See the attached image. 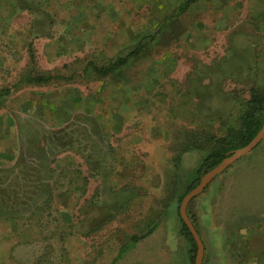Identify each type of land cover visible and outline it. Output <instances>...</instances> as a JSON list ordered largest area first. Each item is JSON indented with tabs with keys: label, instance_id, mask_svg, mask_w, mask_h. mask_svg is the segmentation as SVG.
<instances>
[{
	"label": "rangeland",
	"instance_id": "obj_1",
	"mask_svg": "<svg viewBox=\"0 0 264 264\" xmlns=\"http://www.w3.org/2000/svg\"><path fill=\"white\" fill-rule=\"evenodd\" d=\"M7 1L0 90L11 93L0 107V152L24 159L0 176V264H192L182 199L264 89V0H198L178 17L185 0H85L78 9L79 0H40L35 15H7ZM42 11L58 19L50 36L48 24H35ZM164 23L110 76L89 69L127 55ZM49 74L47 84L25 81ZM259 212L264 141L189 205L202 264L223 263L221 245L227 264H252L246 245Z\"/></svg>",
	"mask_w": 264,
	"mask_h": 264
},
{
	"label": "trees",
	"instance_id": "obj_2",
	"mask_svg": "<svg viewBox=\"0 0 264 264\" xmlns=\"http://www.w3.org/2000/svg\"><path fill=\"white\" fill-rule=\"evenodd\" d=\"M24 6L25 9H29L31 11H34L37 13L39 11L38 7L32 6L28 0H19ZM198 0H185L182 5L179 7L177 17L184 14L188 9L196 3ZM84 9H86L84 7ZM42 20H35V24H40L39 26H47L48 29H51L56 25L53 16L49 12H44ZM85 13L84 11H81L80 16H77L75 20L78 18L79 23L82 22V16ZM82 14V15H81ZM48 30L47 34L45 36H50V32L52 30ZM166 29V23L162 24L156 32H154L152 35L145 36L141 41L138 42L137 47L129 52L125 56H121L116 60H111V64L104 65V66H98L94 63L89 64V69L91 68L92 71L99 75L100 77H108L114 72L118 71L119 69L123 68L126 64H128L131 60L138 57V55L141 53V51L144 49V47L148 44H151L157 40V38L162 35V33ZM147 43V44H146ZM30 54L32 57V60L34 61V50L32 44L30 45ZM56 76L49 74V75H38V76H27L25 79L26 82L34 83V84H47L50 83L53 79H55ZM8 91L3 90L0 93V99L4 98L7 95ZM249 104V110L245 113L244 116L241 117V126L236 129V135L230 142V145L226 147L224 144L221 146H216L214 149L208 152L206 158L202 162L201 166L199 167L197 174L198 178L193 181V183L189 186V188L186 191L185 196L192 191L194 188H196L199 185L200 179L207 174L209 171L217 167L225 158H227L228 154L234 150L241 149L245 146H247L260 132L264 125V89L262 91L256 92L253 94ZM261 145V144H260ZM21 159H24V157ZM20 164V163H19ZM184 196V197H185ZM183 197V199H184ZM182 199V200H183ZM194 225L195 222L193 221ZM196 227V226H195ZM199 232V231H198ZM149 233H152L149 232ZM182 234L187 240V242L191 246L190 250V257L192 264L195 263L196 253H197V244L195 242V239L190 232L187 225L182 221ZM140 238L135 239V242L139 241Z\"/></svg>",
	"mask_w": 264,
	"mask_h": 264
},
{
	"label": "crops",
	"instance_id": "obj_3",
	"mask_svg": "<svg viewBox=\"0 0 264 264\" xmlns=\"http://www.w3.org/2000/svg\"><path fill=\"white\" fill-rule=\"evenodd\" d=\"M8 1H10V2H8ZM8 1H7V4L5 5V7L9 9L8 10L9 12H8L7 15H9L10 10H11V14L12 15H15V14L20 13V12H24V13L25 12H29V13L34 14V15L37 14L34 11H31L29 9H25L24 8L25 5H23L19 0H8ZM84 1L85 0H79V2H80L79 3L76 0L77 9L80 8L83 5ZM28 2H30V4H32V6L40 8V4H39V3H41L40 0H28ZM1 6H2V4H1ZM85 8H90V7L87 6ZM85 12H87V11H85ZM49 13L53 16L55 23H57L58 22L57 17H55L51 12H49ZM73 14H74V20H75V18L77 17L76 15L78 14V12H73ZM55 15H57V14H55ZM2 17H4V16H2ZM27 83H29V82H27ZM32 84L34 85V83H32ZM35 85H41V84H35ZM3 90H7L8 93H7V95L4 98L0 99V107L4 106V104L6 105L7 99L9 98L10 93H11V88H2L0 90V93ZM7 125H8V127L10 129H11V127H15L16 126L15 122L12 119H8ZM15 129H16V127H15ZM18 134H19V132H18ZM18 140H19V135L17 137V141ZM14 149L17 150V146H15ZM16 153H14L12 155V154H9L7 152L6 153L5 152L4 153L0 152V176H3L5 174H7L9 171L12 172V174H15L18 170L20 171V169H22V165L20 163V160H21V157H22L23 153L20 152V154L15 155ZM9 160H11L10 163H12V165H13L12 167H8L9 165L7 166V164H6V161H9ZM4 183L5 182H0V191L1 192H2V187H3ZM210 210H211L210 213L213 216L212 218H214V220L216 222H218L219 220L221 221V219L219 218V216H221L220 212L217 213L216 207H213V208L210 207ZM215 210H216V212H214ZM250 216H251V214L248 217H250ZM254 216H255L254 217L255 218V222L254 223H256V224L253 225L251 228H249L250 232L248 231V234L251 237L248 239L249 242H247V245H246V247H247L246 255H247V257L250 258L249 259L250 260L249 263H252V264H264V212H259V213L255 214ZM223 221H224V219H223ZM221 226H222V230H224V234H226L227 230H225V228L223 227V222H221ZM226 247L222 250V245H221V247H220L221 249L219 248L220 249L219 250L220 254H221V256H223V258H222L223 260L221 259V261L223 263H221V264H227V261H228V259H227L228 256L227 255H229V253L226 251ZM240 247H241V244L240 243L237 244V249L236 250L239 251Z\"/></svg>",
	"mask_w": 264,
	"mask_h": 264
},
{
	"label": "water",
	"instance_id": "obj_4",
	"mask_svg": "<svg viewBox=\"0 0 264 264\" xmlns=\"http://www.w3.org/2000/svg\"><path fill=\"white\" fill-rule=\"evenodd\" d=\"M264 141V125L257 136L245 147L238 149L232 153H230L227 158H225L217 167L209 171L205 174L199 183V185L190 191L183 199L181 207H180V214L182 220L189 228L190 232L192 233L195 242L197 244V253H196V260L195 264H202L204 259L205 253V246L202 241V238L195 227L194 223L189 217L188 214V207L191 202L202 195L209 185L220 175H222L226 170H228L232 165L237 163L243 157L254 151L262 142Z\"/></svg>",
	"mask_w": 264,
	"mask_h": 264
}]
</instances>
